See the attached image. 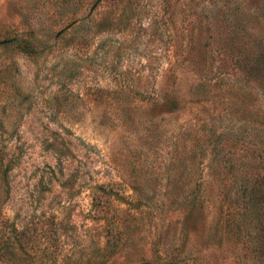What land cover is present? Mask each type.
I'll list each match as a JSON object with an SVG mask.
<instances>
[{
  "label": "rangeland",
  "instance_id": "374dc122",
  "mask_svg": "<svg viewBox=\"0 0 264 264\" xmlns=\"http://www.w3.org/2000/svg\"><path fill=\"white\" fill-rule=\"evenodd\" d=\"M263 10L0 0V264H250L237 195L263 167L264 92L216 82L209 35Z\"/></svg>",
  "mask_w": 264,
  "mask_h": 264
},
{
  "label": "trees",
  "instance_id": "16d2710c",
  "mask_svg": "<svg viewBox=\"0 0 264 264\" xmlns=\"http://www.w3.org/2000/svg\"><path fill=\"white\" fill-rule=\"evenodd\" d=\"M215 24L216 35H209V38L215 41L213 43L215 46H212L209 52L210 55L216 54L221 61L219 68L213 72L216 82L223 83L229 80L230 76L237 75L245 82H260L259 87L264 92V16L257 15L247 20L225 18L217 20ZM203 76V79H206L207 73L204 72ZM245 93L236 94L247 95ZM254 116L264 119V112H261V115L255 113ZM206 151L205 148L202 150L203 153ZM213 151L214 149L212 153ZM223 164L224 166L228 164L227 170H232L235 179L233 171L237 164H234L231 158L225 160ZM261 166L263 167L258 166L249 175L243 177L246 183L240 187L238 191L240 193L237 195L238 200L241 201L242 216L245 214L247 219L251 217L243 229L246 242L249 248L251 247L250 264H264V194L261 195L264 191V162ZM199 202L203 203V200ZM189 203H192V200ZM202 203L201 206L197 204L196 207L191 208L189 216L198 212L195 208H203Z\"/></svg>",
  "mask_w": 264,
  "mask_h": 264
}]
</instances>
